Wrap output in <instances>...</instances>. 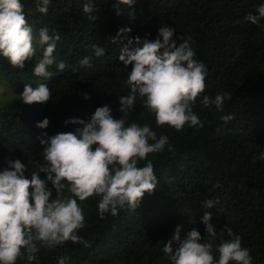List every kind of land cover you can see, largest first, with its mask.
<instances>
[{"label":"trees","instance_id":"trees-1","mask_svg":"<svg viewBox=\"0 0 264 264\" xmlns=\"http://www.w3.org/2000/svg\"><path fill=\"white\" fill-rule=\"evenodd\" d=\"M88 2L50 0L43 14L36 0H21L34 33L46 26L50 35L59 34L55 59L71 67L60 73L55 64L50 65L47 70L52 76L45 79L33 75L35 57L17 69L0 56V81L13 89L12 97L0 104V170L8 159H20L30 179L42 159L38 139L42 133L52 136L77 127L65 125V119L89 118L103 105L120 118L119 97L129 93L123 83L128 69L118 59L120 50L133 37L143 40L150 34L148 39H155L164 24L174 28L177 37L191 38L194 59L207 70L205 92L193 108L204 127L185 125L181 131L157 127L138 98L124 117L126 126L148 124L157 137L166 135L173 147V151L166 146L147 157L157 176L155 190L145 193L135 210L121 209L118 215L106 214L103 219L97 211L100 198L85 200L81 204L85 227L79 235L87 246L68 242L54 249L41 248L36 254L38 264H57L62 255L70 257L68 264H170L163 247L176 225H181L182 239L193 227L204 241L213 239L201 223L205 212L211 213L217 243L221 226L227 225L241 237L242 247L250 250L252 264H264V19L259 25L246 19L256 14L255 8L264 0H137L131 8L119 4V15L117 0H92L98 9L92 13L97 17L94 22L82 10ZM124 27L131 31L117 36V30ZM93 44L102 46L105 55L96 57ZM135 46L133 42L129 48ZM40 55L42 49L37 46ZM85 56L91 57V67L79 65ZM41 83L51 90V100L32 105L20 101L25 84L35 88ZM84 93L90 98L84 99ZM222 93H231L223 110L201 106L203 95L214 98ZM229 114L233 118L226 123L223 117ZM44 118L48 127L38 128L37 122ZM39 175L44 178L43 173ZM206 199L215 206L203 207ZM224 239H229L226 232ZM16 264H29L26 255Z\"/></svg>","mask_w":264,"mask_h":264},{"label":"clouds","instance_id":"clouds-1","mask_svg":"<svg viewBox=\"0 0 264 264\" xmlns=\"http://www.w3.org/2000/svg\"><path fill=\"white\" fill-rule=\"evenodd\" d=\"M137 0H117L118 5L130 8ZM50 0H36V8L47 14ZM83 13L90 21L98 11L92 0L83 5ZM256 14L246 19L259 25L264 19V3L255 8ZM134 19V12H129ZM129 27L119 28L117 36L130 32ZM133 37L120 50L118 57L124 69H128L123 81L129 89L127 95L119 97L117 111L122 115L114 118L108 105L96 107L89 118L71 117L64 124L77 125L74 131L59 132L52 136L42 133L39 139L41 161L31 171L30 179L25 176L26 164L20 159H8L6 167L0 170V264H16L18 258L26 255L29 264L37 262V253L54 249L72 242L87 246L79 231L85 227V215L81 204L92 197H99L98 215H118L119 210H135L145 193L151 194L157 186L153 162L147 157L159 153L167 146L173 151L166 135L157 137L148 124L131 123L125 119L139 98L142 106L154 117L157 127H168L181 131L189 127H204V122L194 113L197 99L205 92L207 70L197 62L191 38L177 37L174 28L167 24L157 29L155 39ZM178 39L182 42L178 43ZM59 34L50 35L47 27L34 33L24 14L21 0H0V56L7 58L13 68L22 69L34 57L36 63L33 75L49 78L48 66L55 64L56 71L63 73L71 66L67 61H56L54 52ZM116 43L117 38L113 37ZM135 42V47L129 48ZM37 46L42 55L37 56ZM94 55H105V49L92 45ZM91 57L78 61L81 67H91ZM129 65L131 68L129 70ZM72 71H75L73 68ZM24 104L45 103L51 100L52 92L45 84L33 88L25 84L19 94ZM89 99L88 93L83 94ZM231 93L217 94L214 98L203 95L200 104L204 108L213 105L223 110L225 100ZM233 117L225 115L227 123ZM47 118L37 122V127L46 129ZM146 161L144 166H139ZM40 173L44 178H40ZM49 184L51 187H49ZM55 192V197L53 196ZM211 199L203 201V207H213ZM211 221V213L201 218L209 239L204 241L195 227L182 239L181 225H176L172 238L164 244L163 251L170 264H252L250 250L242 247L241 237L227 225L217 229ZM227 233L229 239H224ZM173 242L175 245L173 246ZM23 250V252H22ZM215 251V256H214ZM70 257L62 255L57 264H68Z\"/></svg>","mask_w":264,"mask_h":264},{"label":"rangeland","instance_id":"rangeland-1","mask_svg":"<svg viewBox=\"0 0 264 264\" xmlns=\"http://www.w3.org/2000/svg\"><path fill=\"white\" fill-rule=\"evenodd\" d=\"M1 80V75H0ZM12 86H6L2 81H0V104L8 101L12 97Z\"/></svg>","mask_w":264,"mask_h":264}]
</instances>
